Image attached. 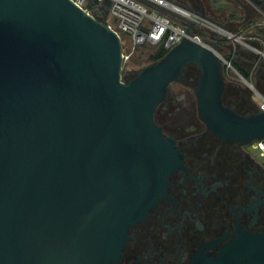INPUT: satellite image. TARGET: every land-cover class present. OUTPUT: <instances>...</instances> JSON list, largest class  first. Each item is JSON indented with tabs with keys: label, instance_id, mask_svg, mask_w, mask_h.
<instances>
[{
	"label": "water",
	"instance_id": "1",
	"mask_svg": "<svg viewBox=\"0 0 264 264\" xmlns=\"http://www.w3.org/2000/svg\"><path fill=\"white\" fill-rule=\"evenodd\" d=\"M123 60L120 37L70 0H0V264L121 258L128 229L181 165L155 113L188 65L200 72L199 114L213 134L264 138V112L224 105L212 49L183 37L129 81ZM226 253L264 264V232H243Z\"/></svg>",
	"mask_w": 264,
	"mask_h": 264
},
{
	"label": "flooded vegetation",
	"instance_id": "2",
	"mask_svg": "<svg viewBox=\"0 0 264 264\" xmlns=\"http://www.w3.org/2000/svg\"><path fill=\"white\" fill-rule=\"evenodd\" d=\"M198 11L224 33L231 73L223 75L225 106L240 115L264 94V0H173ZM136 73H132L131 77ZM194 65L171 83L155 113L175 142L181 165L168 177L146 219L130 227L114 264H233L227 249L243 232H264V161L252 144L213 134L199 114ZM244 264V263H239Z\"/></svg>",
	"mask_w": 264,
	"mask_h": 264
},
{
	"label": "built area",
	"instance_id": "3",
	"mask_svg": "<svg viewBox=\"0 0 264 264\" xmlns=\"http://www.w3.org/2000/svg\"><path fill=\"white\" fill-rule=\"evenodd\" d=\"M70 1L105 23L120 37L122 48L129 51L124 59L143 45L163 47L169 51L185 37L212 49L222 60L225 75L232 72L225 56V45H217L213 40L215 34L224 38L223 30L190 7L173 0ZM254 102L257 110L264 112V94L257 92ZM252 145L264 158V138Z\"/></svg>",
	"mask_w": 264,
	"mask_h": 264
},
{
	"label": "rangeland",
	"instance_id": "4",
	"mask_svg": "<svg viewBox=\"0 0 264 264\" xmlns=\"http://www.w3.org/2000/svg\"><path fill=\"white\" fill-rule=\"evenodd\" d=\"M220 39L222 42L223 38H220ZM153 52H154V49L135 51L134 54L130 56L131 58H125L123 60V65H122L121 80H125V81L131 80L133 78V76L131 77L132 73H137L143 67L149 65L150 63L147 61L148 54L153 53ZM123 53L125 56L129 55L128 49H123ZM223 75H225L224 72H223ZM255 152L257 154L259 153L258 151H255ZM261 160L264 161V158H261Z\"/></svg>",
	"mask_w": 264,
	"mask_h": 264
},
{
	"label": "trees",
	"instance_id": "5",
	"mask_svg": "<svg viewBox=\"0 0 264 264\" xmlns=\"http://www.w3.org/2000/svg\"><path fill=\"white\" fill-rule=\"evenodd\" d=\"M146 49H154V52L153 53H150L148 54V59L147 61L150 63V64H153L157 61H159L160 59H162L168 51L164 50L163 47H151V46H148V45H143V46H139L135 49V51H140V50H146ZM134 51V52H135ZM134 54V53H133ZM131 58V57H129ZM134 62V61H132ZM137 63V62H135ZM257 108V107H256ZM258 110L257 109H254L253 110H249L248 114H251V113H254V112H257Z\"/></svg>",
	"mask_w": 264,
	"mask_h": 264
}]
</instances>
